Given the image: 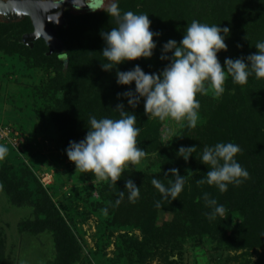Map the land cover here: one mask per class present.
I'll list each match as a JSON object with an SVG mask.
<instances>
[{
	"label": "trees",
	"instance_id": "obj_1",
	"mask_svg": "<svg viewBox=\"0 0 264 264\" xmlns=\"http://www.w3.org/2000/svg\"><path fill=\"white\" fill-rule=\"evenodd\" d=\"M119 7L122 12L148 14L152 31L159 34L154 38L158 47L150 60L122 64L120 71L130 70L137 63L145 72L162 71L167 61L160 59V45L169 39L179 42L193 20L230 28L228 50L218 56L222 66L226 57L236 59L255 53L257 41L264 40V0H119ZM64 18L65 24L57 31L64 46L62 54L48 56V49L40 39L32 48L22 43V37L33 29L29 18L16 22L0 19V52L21 62H31L32 71L44 72L46 78L40 85L50 83L42 92L53 104L47 114L67 148L70 141L79 142L85 137L90 116L119 118V113L113 110L119 102L117 93L126 88L117 85L116 70L106 72L100 64L106 62L100 54L105 46L100 33L116 27L115 18H109L103 10L92 9L79 15L66 12ZM52 71L54 77L47 81ZM131 87L134 89V84ZM197 99L203 125L182 130L166 146L161 139L165 121L145 114L143 101L135 110L126 105V110L137 116L136 126L141 129L137 137L139 146L147 155L156 153L158 165L155 171L147 172L127 168L117 183L103 180L97 186L99 199L93 201L92 209L119 231L115 260L134 257L131 260L136 259L137 264L151 261L181 264L186 240L200 245L209 239L217 248L229 251H264V78L252 76L246 85H238L229 77L222 95L198 94ZM217 142L238 144L242 152L236 159L250 174L239 186L229 185L225 193L197 183L210 170L200 163L203 148ZM193 145L197 150L188 162L176 156L181 146ZM173 167L186 176L184 190L175 201L164 200L151 180L158 178L167 186L172 177H165V173ZM10 170L6 165L0 166V189L17 207L31 204V193L22 190L23 185ZM83 176L96 178L92 173ZM127 179L140 187V195L134 201L128 199L125 190ZM39 188L34 210L29 221L19 225V232L52 235L56 254L47 264H93L82 262L74 233L46 191ZM204 193L226 208L224 216L207 218L210 209L205 205ZM162 214L170 215V220L162 222ZM235 216L241 221L234 225ZM0 264H8L6 238L1 230ZM257 264H264V260Z\"/></svg>",
	"mask_w": 264,
	"mask_h": 264
},
{
	"label": "clouds",
	"instance_id": "obj_2",
	"mask_svg": "<svg viewBox=\"0 0 264 264\" xmlns=\"http://www.w3.org/2000/svg\"><path fill=\"white\" fill-rule=\"evenodd\" d=\"M102 10L109 18H115L117 26L100 33L105 45L100 54L106 61L100 63L101 68L106 72L116 70V83L126 90L117 93L119 102L113 111L119 113V118L90 116L85 137L79 142H69L65 150L67 158L82 173H92L100 180L117 183L125 169L134 167L146 157V151L137 140L141 131L136 126L137 116L134 111H127L126 105L135 110L143 101L145 114L150 113L161 122L171 121L181 127L195 128L201 108L198 94L207 95L212 90L215 95H222L229 77L238 85H246L252 76L264 78V40L257 41L255 53L236 59L226 57L222 66L218 56L228 50L226 41L230 28L197 20L187 25L179 42L169 39L160 45V59L167 61L162 71L145 72L138 63L130 70L120 71L122 64L150 60L158 47L154 38L159 34L152 31L148 14L122 12L119 0H105ZM133 84L134 89L131 87ZM174 137L175 128L165 124L161 132L164 146L170 144ZM196 150L195 145L181 146L176 156L188 162ZM8 151L6 145L0 144V159ZM241 152V147L233 142L204 146L200 163L210 170L197 183L214 186L225 193L229 185L239 186L248 180V170L236 159ZM168 176L172 179L167 186L155 177L151 183L162 199L175 201L184 190L186 176H181L175 167L165 173V177ZM125 190L130 201L140 195V187L132 179L125 181ZM123 197L124 191H121L120 199ZM203 199L210 209L206 213L209 220L225 215L226 208L210 198L208 193H204ZM157 206H160L159 202Z\"/></svg>",
	"mask_w": 264,
	"mask_h": 264
},
{
	"label": "rangeland",
	"instance_id": "obj_3",
	"mask_svg": "<svg viewBox=\"0 0 264 264\" xmlns=\"http://www.w3.org/2000/svg\"><path fill=\"white\" fill-rule=\"evenodd\" d=\"M104 6L105 0H94L91 9L93 12L102 11ZM72 12V15H79L86 11ZM30 63L0 52V123L7 126L11 131L10 136L17 140L16 148L0 140V144L9 149L0 159V166L10 167L11 174L23 185L22 190L31 193V204L17 207L0 189V230L6 238L8 264H47L55 257L54 240L49 232L34 235L18 230L21 223L29 221L36 196L40 194L39 187L46 191L74 233L82 262L137 264L136 259L131 260L134 257L115 260L119 231L92 209L93 201L99 199L97 186L103 180L84 177L68 160L63 136L47 114L53 104L42 91L50 83L40 85L46 76L43 71H32ZM48 77L47 81L54 77V72L49 73ZM208 94L215 97L212 90ZM202 117L200 113L196 127L203 125ZM165 124L175 128V137L189 128L165 121L161 132ZM157 165L158 155L155 153L146 155L131 168L147 172L155 171ZM46 176L50 177V184L44 187L41 183ZM170 217L162 214L160 219L162 222L169 221ZM232 221L235 225L241 219L235 216ZM134 235L138 237L139 233L134 232ZM260 260H264L263 250L229 251L225 247L217 248L215 242L204 239L200 245L188 240L183 242L181 264H257ZM145 264L162 263L151 261Z\"/></svg>",
	"mask_w": 264,
	"mask_h": 264
},
{
	"label": "water",
	"instance_id": "obj_4",
	"mask_svg": "<svg viewBox=\"0 0 264 264\" xmlns=\"http://www.w3.org/2000/svg\"><path fill=\"white\" fill-rule=\"evenodd\" d=\"M68 3L78 9L84 8V6L75 2V0H61L60 2L0 0V18L6 22H16L24 18H29L33 29L30 34H25L22 37V43L32 48L33 42L40 39L48 49V56L52 53L62 54L64 52V46L57 37L56 28L65 24L64 9ZM85 8L89 7L85 5ZM55 11H59L58 14L55 16L49 15ZM48 23H51L53 28L48 26Z\"/></svg>",
	"mask_w": 264,
	"mask_h": 264
},
{
	"label": "built area",
	"instance_id": "obj_5",
	"mask_svg": "<svg viewBox=\"0 0 264 264\" xmlns=\"http://www.w3.org/2000/svg\"><path fill=\"white\" fill-rule=\"evenodd\" d=\"M11 131L7 128V126H4L0 123V140L2 143L6 144V145H10L13 148L17 147V140L15 139V137H11L10 136ZM16 135V134H13ZM44 187L49 186L50 184V177H45L42 180L41 183Z\"/></svg>",
	"mask_w": 264,
	"mask_h": 264
},
{
	"label": "flooded vegetation",
	"instance_id": "obj_6",
	"mask_svg": "<svg viewBox=\"0 0 264 264\" xmlns=\"http://www.w3.org/2000/svg\"><path fill=\"white\" fill-rule=\"evenodd\" d=\"M42 1L60 2L61 0H42ZM93 1H94V0H86V1H84V0H75V2H77L78 4L84 6L83 9L75 8V7L72 6L70 3H68V4L65 6V9H64V16H65L66 12H68V13H73L72 11H74V12H79V11H82V10H84V11L91 10V7L93 6ZM85 5H87L89 8H85ZM58 12H59V11H55L53 14H49V15H51V16L54 15V16H55L56 14H58ZM0 19H1V18H0ZM56 21H58V20L56 19ZM48 26H50V27L53 28V25H52L51 23H48ZM60 28H62V26L59 27V28H56V30L58 31ZM31 32H32V31H30V33H31ZM30 33H27V34H30ZM28 44H29V43H28ZM33 44H34V42H33Z\"/></svg>",
	"mask_w": 264,
	"mask_h": 264
}]
</instances>
